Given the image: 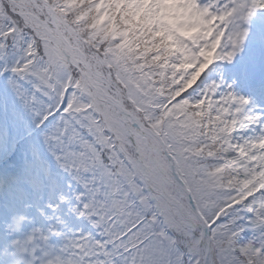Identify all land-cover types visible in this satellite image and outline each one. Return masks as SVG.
<instances>
[{"label":"snow or ice","instance_id":"1","mask_svg":"<svg viewBox=\"0 0 264 264\" xmlns=\"http://www.w3.org/2000/svg\"><path fill=\"white\" fill-rule=\"evenodd\" d=\"M0 264H264V0H0Z\"/></svg>","mask_w":264,"mask_h":264}]
</instances>
